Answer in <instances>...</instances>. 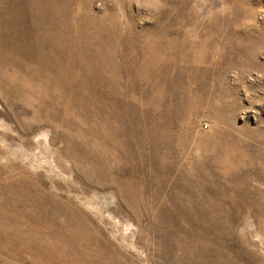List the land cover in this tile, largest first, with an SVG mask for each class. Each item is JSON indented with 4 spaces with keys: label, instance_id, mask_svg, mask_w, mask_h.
<instances>
[{
    "label": "rangeland",
    "instance_id": "rangeland-1",
    "mask_svg": "<svg viewBox=\"0 0 264 264\" xmlns=\"http://www.w3.org/2000/svg\"><path fill=\"white\" fill-rule=\"evenodd\" d=\"M54 1L0 0V264H264V0Z\"/></svg>",
    "mask_w": 264,
    "mask_h": 264
},
{
    "label": "bare ground",
    "instance_id": "bare-ground-1",
    "mask_svg": "<svg viewBox=\"0 0 264 264\" xmlns=\"http://www.w3.org/2000/svg\"><path fill=\"white\" fill-rule=\"evenodd\" d=\"M53 1H54V0H53ZM46 2H47V1H46ZM46 2H45V3H46ZM54 2H55V1H54ZM54 2H53V3H54ZM39 4H40V3H39ZM42 4H43V2H42ZM63 18H64V17H63ZM37 32H38V31H37ZM64 33H65V32H64ZM75 33H77V32H75ZM53 34H54V33H53ZM72 37H73V36H72ZM75 54H76V53H75ZM90 58H91V57H90Z\"/></svg>",
    "mask_w": 264,
    "mask_h": 264
}]
</instances>
